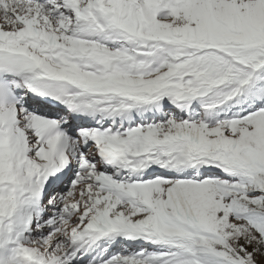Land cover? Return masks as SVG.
Masks as SVG:
<instances>
[{"label": "snow or ice", "instance_id": "snow-or-ice-1", "mask_svg": "<svg viewBox=\"0 0 264 264\" xmlns=\"http://www.w3.org/2000/svg\"><path fill=\"white\" fill-rule=\"evenodd\" d=\"M0 264H264V0H0Z\"/></svg>", "mask_w": 264, "mask_h": 264}]
</instances>
